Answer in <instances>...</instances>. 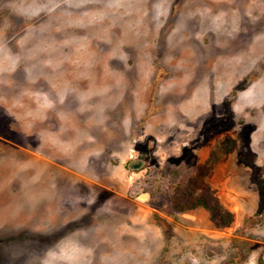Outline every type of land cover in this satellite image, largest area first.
I'll return each instance as SVG.
<instances>
[{
    "label": "rangeland",
    "instance_id": "1",
    "mask_svg": "<svg viewBox=\"0 0 264 264\" xmlns=\"http://www.w3.org/2000/svg\"><path fill=\"white\" fill-rule=\"evenodd\" d=\"M0 264H264V0H0Z\"/></svg>",
    "mask_w": 264,
    "mask_h": 264
}]
</instances>
